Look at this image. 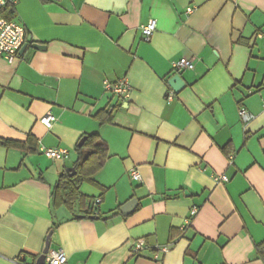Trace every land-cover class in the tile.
I'll use <instances>...</instances> for the list:
<instances>
[{"label": "crops", "instance_id": "crops-1", "mask_svg": "<svg viewBox=\"0 0 264 264\" xmlns=\"http://www.w3.org/2000/svg\"><path fill=\"white\" fill-rule=\"evenodd\" d=\"M9 2L27 46L12 63L0 57V139L33 145L0 144V264H36L50 232L66 264H264V0ZM184 57L194 68L175 72ZM177 74L185 86L167 101ZM121 79L128 99L105 87ZM241 107L255 119L245 124ZM110 108L101 124L96 113ZM87 133L106 141L105 165L74 211L55 207ZM43 147L69 155L50 159ZM96 198L97 214L84 217Z\"/></svg>", "mask_w": 264, "mask_h": 264}, {"label": "built area", "instance_id": "built-area-1", "mask_svg": "<svg viewBox=\"0 0 264 264\" xmlns=\"http://www.w3.org/2000/svg\"><path fill=\"white\" fill-rule=\"evenodd\" d=\"M56 1V0H54ZM9 0H0V57L5 58L8 62H14L20 58L21 50L23 45L27 40L26 29L17 23L14 20L8 19L3 11L5 10ZM193 7H189L187 12H192ZM143 38L145 40H150L155 31L157 30V20L151 18L147 23L141 26L140 28ZM259 37H264V30L257 33ZM194 62L193 60L187 58H180L173 62V70L179 72L181 70L193 69ZM106 89L114 92L115 94L121 96L122 98L128 99L131 96L132 86L127 79H121L115 83L106 82ZM175 92L170 90L167 94V101H172L174 99ZM239 115L242 121L245 124L250 123L255 119V114L250 110L241 107L239 109ZM56 120V116L52 113H48L41 118V122L48 128H51ZM43 154L54 160H61L66 158L69 155V150L66 148H41ZM232 157L230 158V162ZM130 176L136 181H141V176L139 171L136 168L130 170ZM216 182L228 181L229 177L226 174H220L214 176ZM101 199L96 198L93 203V210L96 212L98 205L100 204ZM198 212V209L194 207L191 211V216L195 215ZM190 223V219L186 221V224ZM145 242L143 239L137 241L134 248V253H139L144 249ZM167 246L159 247L155 253L154 259L158 262L160 260V252L167 250ZM17 264H30L20 258H16ZM67 256L62 247L49 249L46 254V259L44 264H66Z\"/></svg>", "mask_w": 264, "mask_h": 264}, {"label": "trees", "instance_id": "trees-1", "mask_svg": "<svg viewBox=\"0 0 264 264\" xmlns=\"http://www.w3.org/2000/svg\"><path fill=\"white\" fill-rule=\"evenodd\" d=\"M13 5L8 2L4 15L11 19L14 14ZM27 33V31H26ZM95 117L101 124L111 123L114 118V109H103L96 113ZM85 141L82 146L75 148L77 152V159L73 165L74 170L70 172H63L57 181L56 186L52 192L53 205L55 207H66L70 211H74L76 204L83 198L80 192V186L84 182L93 181L104 167L106 159L109 155L108 145L106 141L98 133H87ZM0 144L7 147L25 148L32 146L31 140L28 142H18L7 139H0ZM35 150V147L33 148ZM97 213L89 207L84 212V217L95 216ZM77 217H80L78 215Z\"/></svg>", "mask_w": 264, "mask_h": 264}, {"label": "water", "instance_id": "water-1", "mask_svg": "<svg viewBox=\"0 0 264 264\" xmlns=\"http://www.w3.org/2000/svg\"><path fill=\"white\" fill-rule=\"evenodd\" d=\"M26 46H27V44L23 45L21 53L26 48ZM31 46L35 49H45L44 45L36 43V42H34ZM168 84L170 85V87L173 89L174 92H180L185 86V82L179 74L171 77L168 81ZM85 139H86L85 137L82 138V140L79 142L78 145L82 146ZM71 170H74V168L67 169L68 172H70ZM134 202H136V200H131L125 205V207L122 209L124 214H127L128 211H130V210H127V208L132 209L134 207ZM90 217L93 218L95 216H90ZM51 236H52V233L50 232L47 236L45 247H44L42 253L40 254V256L38 257L36 264H44L45 263L46 254L48 253L50 246H51Z\"/></svg>", "mask_w": 264, "mask_h": 264}]
</instances>
